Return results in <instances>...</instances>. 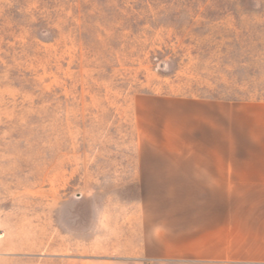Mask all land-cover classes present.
Returning <instances> with one entry per match:
<instances>
[{
    "label": "rangeland",
    "instance_id": "374dc122",
    "mask_svg": "<svg viewBox=\"0 0 264 264\" xmlns=\"http://www.w3.org/2000/svg\"><path fill=\"white\" fill-rule=\"evenodd\" d=\"M170 99L264 102V0H0V264L115 250Z\"/></svg>",
    "mask_w": 264,
    "mask_h": 264
},
{
    "label": "crops",
    "instance_id": "0c3cea01",
    "mask_svg": "<svg viewBox=\"0 0 264 264\" xmlns=\"http://www.w3.org/2000/svg\"><path fill=\"white\" fill-rule=\"evenodd\" d=\"M136 185L117 248L79 264H264V102L140 109ZM119 246V247H118Z\"/></svg>",
    "mask_w": 264,
    "mask_h": 264
}]
</instances>
